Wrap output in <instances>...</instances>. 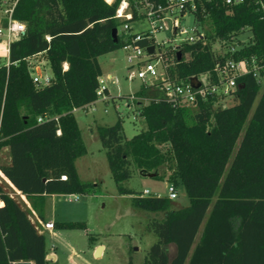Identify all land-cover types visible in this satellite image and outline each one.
Wrapping results in <instances>:
<instances>
[{
  "label": "trees",
  "instance_id": "16d2710c",
  "mask_svg": "<svg viewBox=\"0 0 264 264\" xmlns=\"http://www.w3.org/2000/svg\"><path fill=\"white\" fill-rule=\"evenodd\" d=\"M137 1L128 0L132 19L116 17L122 0L17 2L14 18L25 23L26 31L0 60V172L41 219L47 195L89 192L90 183L80 179L76 166L87 146L74 110L97 101L103 74L99 57L123 47L120 28L140 18ZM11 2L0 0V6ZM196 16L205 38L184 43L181 58L175 54V63L168 66L172 81L203 74L218 80L216 64L228 58L256 64L264 75L260 4L201 0ZM246 30L252 32L251 40L235 51L214 50L213 42L226 44ZM38 54L45 55L52 69L51 82L43 86L32 75L30 59ZM238 82L234 103L227 107L213 98L199 99L196 106L176 105L159 90L149 91L159 82L142 84L137 95L158 97L138 106L146 130L129 138L121 118L98 127L119 193L134 194L137 209L163 214L147 223L158 240L140 264H264V84L253 72L239 76ZM45 114L58 118L38 122ZM6 148L9 158L3 161ZM132 164L143 175H167L175 186L183 184L190 204L176 207L168 195H143L127 187ZM163 167L169 174L161 173ZM0 200V264H47L45 234L30 210L5 190L3 180ZM54 225L86 228L80 221ZM129 264H134L132 258Z\"/></svg>",
  "mask_w": 264,
  "mask_h": 264
},
{
  "label": "rangeland",
  "instance_id": "374dc122",
  "mask_svg": "<svg viewBox=\"0 0 264 264\" xmlns=\"http://www.w3.org/2000/svg\"><path fill=\"white\" fill-rule=\"evenodd\" d=\"M2 9L3 7L0 6V16ZM182 24L190 28L197 25V22L194 15L190 13L182 20ZM147 26L148 23L144 18L133 22L134 30ZM182 37L184 36H175L171 28L157 33L163 49L178 46L182 43ZM251 38L252 32L246 30L226 44L219 40L213 42V48L223 52L227 48L234 46L237 48L240 43H247ZM1 45L4 46V44ZM132 52V49L122 47L101 55L99 61L104 71L101 78L109 86L113 95L107 92L108 99L100 98L92 105L74 110L87 146V152L76 159V166L80 179L90 183L89 192L50 195L46 199L45 214L49 218L54 217L57 221L85 222L86 228L42 229L41 232L46 236L47 249L55 251L58 255L55 260L49 259L47 264H129L131 258L134 264H140L144 261L151 245L158 240L157 235L147 229V223L153 217L161 218L163 214L137 209L132 204L134 194L119 193L108 163L106 148L98 134L99 126L112 125L119 118L122 119L124 133L129 138L147 129V121L139 114L137 104L129 101V96L136 94L141 85L146 84L140 78L129 79L128 77L131 68L127 56ZM0 54V60L6 57L5 52ZM110 56L115 57L116 61L111 62ZM30 60L34 74L37 68L43 69V75L52 74L51 65L45 55L38 54ZM136 68V66L133 67V69ZM260 80L264 84V75ZM149 91L153 92V88ZM233 103V97L220 101L224 107ZM1 156L2 160L6 161L4 150ZM130 168L132 175L125 182L127 187L135 190L136 193L147 189L150 195H168L170 182L167 175L160 177L143 175L135 164H132ZM160 170L161 173L169 174V170L164 167ZM1 173L0 181L3 180L5 190L17 196L15 190L2 178ZM176 188L178 196L173 200L176 207L189 205L190 198L185 186L178 184ZM74 197H78V200H73ZM32 217L37 222L38 217L33 215ZM90 235L95 237L93 242L89 240ZM97 245L104 246L101 255L96 254ZM170 251L171 254L175 252L173 244L170 246Z\"/></svg>",
  "mask_w": 264,
  "mask_h": 264
},
{
  "label": "built area",
  "instance_id": "2783aa9c",
  "mask_svg": "<svg viewBox=\"0 0 264 264\" xmlns=\"http://www.w3.org/2000/svg\"><path fill=\"white\" fill-rule=\"evenodd\" d=\"M109 3L113 0H107ZM201 0H165L164 2H154L151 0H138L137 9L139 19L131 23H125L121 29V34L124 38L125 49H132V53L127 56L129 67V79L140 78L146 84H154L159 82L153 90H159L162 98L170 101L176 105H189L196 106L199 99L213 98L215 104H220V101L227 97H235L239 82L238 77L253 72L256 77L261 79L260 66L251 65L247 60H235L228 58L223 62L216 64L218 73V80H213L211 75L203 74L191 77L187 81L176 82L170 79L168 73V66L175 63V54L181 52V47L184 43H193L199 39L205 38V31L201 27L199 20L196 16L198 2ZM229 6H236L249 1H255L260 4L264 13V0H222ZM18 0H12L11 3L6 4L0 16V53L5 52L4 55L8 56L10 51L11 42L20 39L26 31L24 22L14 18V9ZM128 0H122L117 12L116 17L132 19L133 13L128 11ZM192 13L196 19L197 25L188 27L182 24L188 14ZM144 18L148 26L139 30L133 29V22L139 21ZM171 28L172 33L184 36L181 38L182 43L178 46H172L169 49H163L162 44L157 38V33L165 29ZM142 42H147L142 44ZM1 44H4L2 46ZM154 46L152 52L148 48ZM160 46V47H159ZM159 50V52H158ZM232 51L236 47H231ZM2 51V52H1ZM171 51V53H169ZM1 55V54H0ZM3 55V54H2ZM187 58V56H186ZM136 66V69L133 67ZM43 69L37 68L36 73L32 75L34 81L38 86L49 84L52 79L51 74L43 75ZM111 77V75H110ZM193 82L198 83L195 86ZM101 86L97 91L98 99H108V87L103 78L100 79ZM152 99H158L153 96H143L133 94L129 96L131 103H136L139 106L142 102H148ZM57 116L45 114L38 116V122H44L51 119H57ZM60 132V131H58ZM66 179V175H62ZM168 197L170 199L177 198V188L174 183H170L168 187ZM143 195H150V191L145 189ZM73 200H78L74 197ZM45 229H53L55 227L53 221L42 222ZM15 264V262L13 263Z\"/></svg>",
  "mask_w": 264,
  "mask_h": 264
},
{
  "label": "crops",
  "instance_id": "0c3cea01",
  "mask_svg": "<svg viewBox=\"0 0 264 264\" xmlns=\"http://www.w3.org/2000/svg\"><path fill=\"white\" fill-rule=\"evenodd\" d=\"M110 58V61L111 62H115L116 61V58L115 57H113V56H110L109 57ZM101 64V63H100ZM101 67H102V71H103V66H102V64H101ZM103 73H104V71H103ZM111 75V74H110ZM107 87H108V92H110L111 93V90H110V88H109V86L107 85ZM113 94L111 93V96H112ZM4 152H5V156H4V159H6V160H8V151H7V148L6 149H4ZM1 173V172H0ZM1 176H2V178L5 180V181H7L9 184H10V186L15 190V194L17 195V196H15V195H13L14 197H16L22 204H24L29 210H31V214H30V217H31V219H32V221L34 222V224L36 225V227L41 231L42 229H45L44 228V226H43V224H42V222H48V221H53V222H55V221H57L54 217H52V218H49V217H47V215L46 214H44L45 215V218L44 219H41V218H39V216L35 213V211L32 209V207H31V204H30V202L26 199V197L23 195V194H21V192L5 177V175H3L2 173H1ZM1 182V181H0ZM52 196H54V195H59V194H51ZM18 196H20V197H18ZM48 196H50V195H47V197ZM4 204V202L2 201V200H0V205H3ZM46 207V206H45ZM32 215L33 216H35V217H38V220H37V222L36 221H34V219H33V217H32ZM49 230V229H48ZM100 245H97V247H99ZM103 251H104V249H102V252L101 253H103ZM48 252H49V254L48 255H53V258H51V259H53V260H55L57 257H58V255H57V253L55 252V251H49L48 250ZM48 258V257H47ZM32 264H33V262H32Z\"/></svg>",
  "mask_w": 264,
  "mask_h": 264
},
{
  "label": "water",
  "instance_id": "95a60500",
  "mask_svg": "<svg viewBox=\"0 0 264 264\" xmlns=\"http://www.w3.org/2000/svg\"><path fill=\"white\" fill-rule=\"evenodd\" d=\"M113 36H114V39L115 41L118 40V28H114L113 30ZM154 49V46H151L148 48V51L149 52H152ZM179 58H181V53L179 52ZM195 84V86H198L199 84L196 83V82H193ZM149 176H154L155 174L154 173H150L148 174ZM104 248V246L100 245L97 250H96V254L97 255H100L101 254V251L102 249ZM53 258V255H48V259H51ZM15 264H32V261H29V260H21V261H16Z\"/></svg>",
  "mask_w": 264,
  "mask_h": 264
},
{
  "label": "bare ground",
  "instance_id": "6f19581e",
  "mask_svg": "<svg viewBox=\"0 0 264 264\" xmlns=\"http://www.w3.org/2000/svg\"><path fill=\"white\" fill-rule=\"evenodd\" d=\"M111 1V0H110ZM102 252V251H101ZM101 255V254H100Z\"/></svg>",
  "mask_w": 264,
  "mask_h": 264
}]
</instances>
